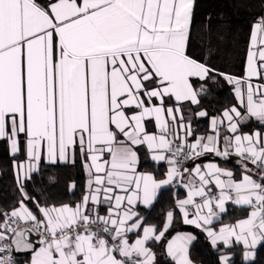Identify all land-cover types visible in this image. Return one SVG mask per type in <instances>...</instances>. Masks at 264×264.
<instances>
[{
    "label": "snow or ice",
    "instance_id": "1",
    "mask_svg": "<svg viewBox=\"0 0 264 264\" xmlns=\"http://www.w3.org/2000/svg\"><path fill=\"white\" fill-rule=\"evenodd\" d=\"M200 7L0 0V145L16 193L0 204V264H198L201 235L212 264H264V0L246 41ZM218 89L230 101L217 108ZM61 166L83 174L64 183L75 200L55 194ZM177 223L198 232L172 236Z\"/></svg>",
    "mask_w": 264,
    "mask_h": 264
},
{
    "label": "trees",
    "instance_id": "2",
    "mask_svg": "<svg viewBox=\"0 0 264 264\" xmlns=\"http://www.w3.org/2000/svg\"><path fill=\"white\" fill-rule=\"evenodd\" d=\"M229 0H201V7L199 9L201 17L208 12H212L213 14H217L220 12H225L228 16L231 17L232 24L234 28L238 27L242 30L243 39L246 41L247 39V31L249 27V21L252 16L256 15L259 11H261L259 7V0H249L254 7L249 8L247 10L234 11L232 8L228 7ZM241 45V50L239 51V55H243ZM220 66L226 68L230 71L238 72L240 70V62L239 60H230V61H220ZM230 101V93L225 89H218L217 95L212 98V104L215 107H219L220 105H226ZM195 127V125H194ZM200 127L203 128L204 124L201 123ZM147 168L155 167L152 163H147ZM0 168H1V177H0V204L9 202L13 200L15 197V182L11 172V161L6 155V150L2 145H0ZM55 175L59 176L61 179V183L59 187L55 190V194L62 196L66 199L75 200L79 193H65L64 191V183L70 182L72 180L79 181L80 184L83 183V174L79 170L78 167L74 168L71 166H61L59 171L54 172ZM37 195H39L40 189H35ZM171 197L165 195V197L159 201L157 205L154 206L152 210H150L151 222L152 223H162L164 214L169 208ZM236 215H240L239 212ZM234 217L229 216L226 222H231ZM171 235L173 236L176 232L181 231H191L197 233L198 230L192 228L191 226H186L182 223H177L174 230H170ZM171 238V237H169ZM193 256L194 259L197 260L198 264H212V255L211 249L208 247L207 242L203 240L201 235L200 240L193 247ZM264 256V254H261ZM161 264H168L167 257L161 256L160 258Z\"/></svg>",
    "mask_w": 264,
    "mask_h": 264
},
{
    "label": "crops",
    "instance_id": "3",
    "mask_svg": "<svg viewBox=\"0 0 264 264\" xmlns=\"http://www.w3.org/2000/svg\"><path fill=\"white\" fill-rule=\"evenodd\" d=\"M147 163H152L151 161H148ZM0 177H1V168H0ZM186 226H188V225H186ZM177 233V232H176ZM175 235V234H174ZM173 235V236H174Z\"/></svg>",
    "mask_w": 264,
    "mask_h": 264
}]
</instances>
